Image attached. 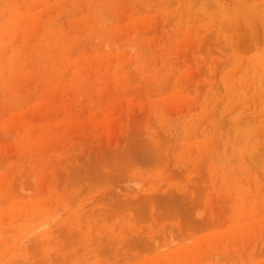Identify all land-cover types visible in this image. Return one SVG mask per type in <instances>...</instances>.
Returning a JSON list of instances; mask_svg holds the SVG:
<instances>
[{
    "label": "rangeland",
    "instance_id": "374dc122",
    "mask_svg": "<svg viewBox=\"0 0 264 264\" xmlns=\"http://www.w3.org/2000/svg\"><path fill=\"white\" fill-rule=\"evenodd\" d=\"M0 264H264V0H0Z\"/></svg>",
    "mask_w": 264,
    "mask_h": 264
}]
</instances>
